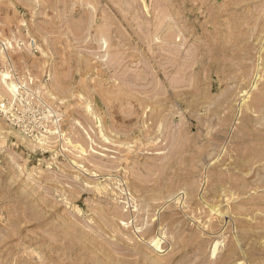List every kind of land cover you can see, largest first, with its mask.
I'll return each mask as SVG.
<instances>
[{
	"label": "rangeland",
	"instance_id": "obj_1",
	"mask_svg": "<svg viewBox=\"0 0 264 264\" xmlns=\"http://www.w3.org/2000/svg\"><path fill=\"white\" fill-rule=\"evenodd\" d=\"M262 47L264 0H0V264H264Z\"/></svg>",
	"mask_w": 264,
	"mask_h": 264
},
{
	"label": "bare ground",
	"instance_id": "obj_2",
	"mask_svg": "<svg viewBox=\"0 0 264 264\" xmlns=\"http://www.w3.org/2000/svg\"><path fill=\"white\" fill-rule=\"evenodd\" d=\"M169 34V33H168ZM164 35V34H163ZM172 35H173V33H172ZM170 37H171V35H169ZM168 36V37H169ZM176 36V35H175ZM165 37V36H164ZM173 37V36H172ZM103 40V43L105 42V40L104 39H102ZM164 41H166V40H164ZM172 41V40H171ZM102 43V42H101ZM165 49H167V48H165ZM175 49V48H174ZM170 50H172V49H170ZM177 50V49H176ZM237 50V49H236ZM240 51V50H239ZM259 52H258V56H256V58L254 59V60H256L255 61V63L252 61V62H249L248 64H246L245 62H243V61H241V60H239L241 57H239L238 58V53L236 54V55H234V57L235 58H238L237 60L238 61H236V65H237V67L239 68V69H243V67H247V66H249V70L247 69H245V71L243 70V72H241V73H239L237 76H236V74H233L232 76L233 77H235V78H238V79H240V82H239V86H241L243 89L244 88H246L247 87V83H246V81L245 80H243L242 79V77H244V76H247L248 74H249V71H251V67H252V71H254V80L251 82V85H249L250 86V88L251 87H255L256 86V84H257V80H258V78H261L262 76H264V56H262V52H264V48L262 47L260 50H258ZM251 52H252V50H251ZM186 53V52H185ZM250 53V52H249ZM246 54H248V53H246ZM249 59H253V56L251 55H249V57H248V60ZM251 64V65H250ZM185 65V64H184ZM183 65V66H184ZM235 70V69H234ZM234 70H232V69H230V71H234ZM163 71V70H162ZM261 72H263L262 74H261ZM211 73H216V75L217 76H220V73H219V71L216 69V70H211L210 72H209V74H211ZM161 74H165V73H161ZM172 74H173V72H172ZM7 75L6 74H4L3 75V78H5ZM229 76V75H228ZM230 77V76H229ZM228 77V78H229ZM256 77H257V79H256ZM163 79H164V77H163ZM256 79V80H255ZM4 80V79H3ZM177 82V81H176ZM206 82V81H205ZM208 82V81H207ZM172 84V83H171ZM205 84V83H204ZM232 84V83H231ZM260 84H261V87H262V89L259 91V92H257V93H255L254 95H253V97H252V100L250 101V103H247V108L248 109H250L251 107H253V106H255V105H257L261 100H262V98L264 97V91H263V89H264V80L263 81H261L260 82ZM8 87L11 89V90H15V85L12 83V82H9L8 84ZM208 87V86H207ZM169 88V87H168ZM249 88V87H248ZM231 94V93H230ZM248 94V91L247 90H245L244 89V94L243 95H247ZM166 102V101H165ZM242 102H245V100L243 99L242 100ZM244 115H245V117H247V114H246V112H244ZM144 125V124H143ZM186 196V195H185ZM190 199V198H189ZM180 201V200H179ZM205 201H206V199H205ZM185 201H183V203H184ZM187 202V201H186ZM186 204H188V203H186ZM207 205V204H206ZM210 208H211V210H214V212H216V213H219L220 214V212L218 211V209H215L214 208V206H212V205H210L209 206ZM164 216V215H163ZM162 218H164V217H162ZM170 218V217H169ZM171 219V218H170ZM163 221H164V219H159V221H158V224H159V226H161V224L163 223ZM157 222H155V221H153L151 224V226H149V227H145L144 226V228L145 229H143V233L144 234H147V235H149V236H151L152 235V230H153V226L156 224ZM167 223V222H166ZM164 224V223H163ZM168 224V223H167ZM165 225V224H164ZM156 226V225H155ZM168 228V227H167ZM202 228H203V224H202ZM162 229H163V227H161V231H162ZM154 231H156V230H154ZM161 231H159V232H161ZM157 233V232H156ZM161 235H163V234H161ZM163 237V236H162ZM150 238V237H149ZM161 237H159V236H156V235H152V237H151V242H153V246H155V248H157V249H160V247H161ZM217 241V240H216ZM215 241V243L213 244V249H212V251H211V253L213 254L214 253V251L216 250V246H217V242ZM150 242V243H151ZM219 244V243H218ZM152 245V244H151ZM229 256V255H228ZM228 260V259H227ZM196 262V261H195ZM180 263V262H179Z\"/></svg>",
	"mask_w": 264,
	"mask_h": 264
}]
</instances>
